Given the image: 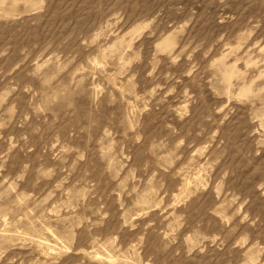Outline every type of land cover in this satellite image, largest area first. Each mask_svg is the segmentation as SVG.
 Segmentation results:
<instances>
[{
  "label": "rangeland",
  "instance_id": "obj_1",
  "mask_svg": "<svg viewBox=\"0 0 264 264\" xmlns=\"http://www.w3.org/2000/svg\"><path fill=\"white\" fill-rule=\"evenodd\" d=\"M0 264H264V0H0Z\"/></svg>",
  "mask_w": 264,
  "mask_h": 264
}]
</instances>
